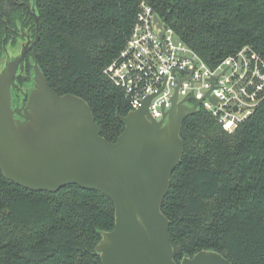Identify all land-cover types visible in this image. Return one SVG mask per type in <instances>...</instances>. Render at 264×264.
Returning <instances> with one entry per match:
<instances>
[{"label":"trees","instance_id":"obj_1","mask_svg":"<svg viewBox=\"0 0 264 264\" xmlns=\"http://www.w3.org/2000/svg\"><path fill=\"white\" fill-rule=\"evenodd\" d=\"M142 1L211 67L245 47L264 59V0H35L38 66L58 95L89 104L111 143L131 108L104 71L125 49ZM22 3L31 0H0V64L6 24L36 27ZM181 138L184 155L162 205L174 260L215 251L232 264H264V102L233 133L202 107ZM114 228V204L100 192L31 191L0 169V264H102L96 247Z\"/></svg>","mask_w":264,"mask_h":264},{"label":"water","instance_id":"obj_2","mask_svg":"<svg viewBox=\"0 0 264 264\" xmlns=\"http://www.w3.org/2000/svg\"><path fill=\"white\" fill-rule=\"evenodd\" d=\"M30 10L39 40L35 0ZM154 21L162 38L164 23L158 16ZM17 71V63L7 60L0 65V169L4 176L36 192L55 193L77 185L107 196L115 207V228L103 232L96 247L102 264H178L171 223L162 205L184 155V121L200 111L202 100L191 95L179 101L176 91L171 109L155 121L149 112L150 96L139 110L119 116L125 129L111 143L101 136L89 104L75 95L54 92L37 61L32 89L26 93L18 88L21 105H14ZM180 264L232 263L218 252L201 251L184 257Z\"/></svg>","mask_w":264,"mask_h":264},{"label":"built area","instance_id":"obj_3","mask_svg":"<svg viewBox=\"0 0 264 264\" xmlns=\"http://www.w3.org/2000/svg\"><path fill=\"white\" fill-rule=\"evenodd\" d=\"M155 16L142 1L126 47L106 68L105 76L123 91L131 111L152 96L150 115L161 121L178 91L179 101L191 95L202 100L201 108L233 133L264 102V59L245 47L211 67L158 16L165 26L161 38Z\"/></svg>","mask_w":264,"mask_h":264},{"label":"flooded vegetation","instance_id":"obj_4","mask_svg":"<svg viewBox=\"0 0 264 264\" xmlns=\"http://www.w3.org/2000/svg\"><path fill=\"white\" fill-rule=\"evenodd\" d=\"M24 4H26L24 6L32 15L30 10L31 3L29 5L27 3ZM14 20H11L10 25H7L5 22L1 64L7 60L9 63L18 64L17 77L14 80L15 85L12 87V94L13 104L21 105L22 94L19 89L29 93L33 86V65L37 61L36 48L40 40V34L39 40H37L36 27L33 28L32 24H28L26 20H20L19 18H15Z\"/></svg>","mask_w":264,"mask_h":264}]
</instances>
